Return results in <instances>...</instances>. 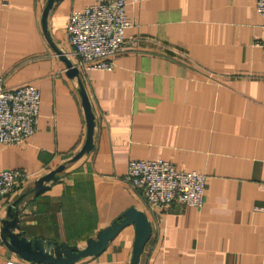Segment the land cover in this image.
<instances>
[{"label": "crops", "instance_id": "obj_1", "mask_svg": "<svg viewBox=\"0 0 264 264\" xmlns=\"http://www.w3.org/2000/svg\"><path fill=\"white\" fill-rule=\"evenodd\" d=\"M97 0H58L47 15L55 47L78 67L94 114L86 138L78 80L41 24L47 0H0V76L40 93L35 132L0 143V169L26 178L0 197L1 220L19 203L18 231L82 249L128 208L151 233L137 264H264V53L255 0H126L123 51L110 71L79 66L66 26ZM160 158L205 175L201 207L147 203L126 180L131 159ZM56 180L34 182L59 165ZM135 229L124 227L97 255L74 264H129ZM0 264L23 260L0 237Z\"/></svg>", "mask_w": 264, "mask_h": 264}, {"label": "built area", "instance_id": "obj_2", "mask_svg": "<svg viewBox=\"0 0 264 264\" xmlns=\"http://www.w3.org/2000/svg\"><path fill=\"white\" fill-rule=\"evenodd\" d=\"M126 0H97L68 16L67 36L79 66L110 71L113 59L123 51ZM262 20L263 34L257 45L264 53V0H255ZM40 105L39 90L28 83L7 87L0 76V143L8 146L26 140L35 132ZM26 178L18 168L0 169V197ZM126 180L141 190L144 200L161 209L173 202L201 207L204 201L205 175L195 170H179L170 162L155 158L131 159Z\"/></svg>", "mask_w": 264, "mask_h": 264}, {"label": "water", "instance_id": "obj_3", "mask_svg": "<svg viewBox=\"0 0 264 264\" xmlns=\"http://www.w3.org/2000/svg\"><path fill=\"white\" fill-rule=\"evenodd\" d=\"M55 1L58 0H47L41 16V24L44 34L52 49L64 62L66 74L70 78L76 77L78 80V92L81 97L86 119V138L79 152L72 158V161H75L84 153L89 152L93 146L92 136L94 128V114L91 110L88 97L80 80L78 67L72 64L68 57L60 52V50L55 47L49 38V34L47 32V15ZM64 168L65 164H61L54 170H51L38 178L34 182L33 189L30 192L37 194L44 190L46 188V184L50 181L56 180L59 177V173L62 172ZM27 194V192L21 194L9 206L6 211L7 218L1 220V240L7 246V248L17 254L19 258L35 263L74 264L83 257L99 254L105 248L107 243L112 240L124 227L129 224H133L135 229V237L129 264L138 263L140 253L151 233L150 224L144 213L132 207L128 208L109 226L99 230L94 238L87 239L85 247L79 249L74 245H69L66 243L43 240L40 238H27L22 231H18V205Z\"/></svg>", "mask_w": 264, "mask_h": 264}]
</instances>
